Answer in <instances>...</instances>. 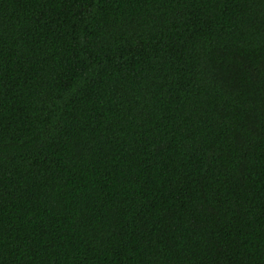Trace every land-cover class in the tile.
Masks as SVG:
<instances>
[{"label": "trees", "instance_id": "trees-1", "mask_svg": "<svg viewBox=\"0 0 264 264\" xmlns=\"http://www.w3.org/2000/svg\"><path fill=\"white\" fill-rule=\"evenodd\" d=\"M0 264H264V0H0Z\"/></svg>", "mask_w": 264, "mask_h": 264}]
</instances>
